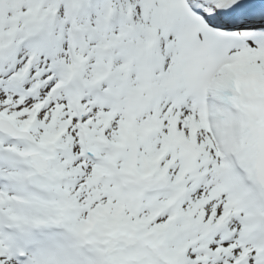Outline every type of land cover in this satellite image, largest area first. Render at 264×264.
I'll list each match as a JSON object with an SVG mask.
<instances>
[{
  "label": "snow or ice",
  "instance_id": "1",
  "mask_svg": "<svg viewBox=\"0 0 264 264\" xmlns=\"http://www.w3.org/2000/svg\"><path fill=\"white\" fill-rule=\"evenodd\" d=\"M0 264H264V0H0Z\"/></svg>",
  "mask_w": 264,
  "mask_h": 264
}]
</instances>
